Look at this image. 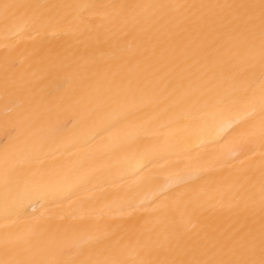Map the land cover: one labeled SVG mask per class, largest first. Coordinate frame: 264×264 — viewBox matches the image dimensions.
Segmentation results:
<instances>
[{
	"label": "bare ground",
	"instance_id": "1",
	"mask_svg": "<svg viewBox=\"0 0 264 264\" xmlns=\"http://www.w3.org/2000/svg\"><path fill=\"white\" fill-rule=\"evenodd\" d=\"M0 264H264V0H0Z\"/></svg>",
	"mask_w": 264,
	"mask_h": 264
}]
</instances>
